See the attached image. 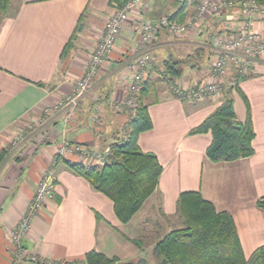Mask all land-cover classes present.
Masks as SVG:
<instances>
[{"label": "crops", "instance_id": "obj_1", "mask_svg": "<svg viewBox=\"0 0 264 264\" xmlns=\"http://www.w3.org/2000/svg\"><path fill=\"white\" fill-rule=\"evenodd\" d=\"M123 1L10 0L7 15L0 17V149L8 148L0 166V264H33L12 261L9 232L55 148L62 142L109 147L128 132L133 112L124 104L129 75L124 60L137 42L138 26L132 21L99 68L74 118L67 123L57 118L47 121L33 131L26 130L16 144L11 142L14 133L37 117H47L45 107L70 91L84 70L103 21ZM178 6L173 0H148L144 16L154 19L173 13ZM241 18L238 7H229L182 36L164 29L156 34L143 95L152 126L138 133L137 145L156 154L162 171L156 189L133 217L121 223L112 201L61 158L53 168V195L33 217L31 231L22 242L28 252L52 264H83L90 249L115 257L116 264L149 261L146 252L183 223L176 201L184 190L200 191L217 210L232 215L246 257L264 244V209L256 204L264 196V59L220 98L188 101L169 92L173 80L191 88L206 78L212 37L235 32ZM253 27L264 34V19L256 20ZM198 46L204 47L201 58L192 54ZM185 58L179 76L159 72L165 70L166 60ZM226 92L239 121L246 118L243 95L247 98L254 151L246 157L213 161L206 155L211 132L190 130L222 102ZM66 159L79 161L76 155Z\"/></svg>", "mask_w": 264, "mask_h": 264}, {"label": "trees", "instance_id": "obj_2", "mask_svg": "<svg viewBox=\"0 0 264 264\" xmlns=\"http://www.w3.org/2000/svg\"><path fill=\"white\" fill-rule=\"evenodd\" d=\"M9 3L10 0H0V17L7 15ZM173 3H179V6L166 16L172 19L182 18L186 0H173ZM203 51L204 47L198 46L192 54L201 58ZM183 61L166 60L163 75L171 78L179 76ZM145 89L144 82L134 96L137 105L127 122L128 132L120 140L109 143L110 151L105 163L85 164L62 158L70 169L112 201L114 214L121 223H127L154 192L162 171L156 154L142 151L137 145L138 133L152 126L147 106L143 102ZM243 100L246 105L244 121L236 118L233 100L227 93L222 102L190 130V133L211 132L212 140L206 148V155L211 160H233L253 153L251 142L254 130L250 107L244 95ZM7 150V147L0 149V166ZM256 204L264 209V196L258 198ZM176 209L183 221L182 225L166 232L153 246V254L159 264H264V244L246 257L232 215L227 211L217 210L200 191H181ZM134 242L137 243L136 240ZM116 260L115 257L90 249L85 252L82 263L116 264ZM136 264L149 263L140 259Z\"/></svg>", "mask_w": 264, "mask_h": 264}, {"label": "built area", "instance_id": "obj_3", "mask_svg": "<svg viewBox=\"0 0 264 264\" xmlns=\"http://www.w3.org/2000/svg\"><path fill=\"white\" fill-rule=\"evenodd\" d=\"M148 0H125L115 6L103 21L99 37L88 55L82 74L75 80L69 92L53 104L45 107L47 117H37L26 123L11 137L16 144L25 137L26 130H35L47 124V121L59 119L63 123L71 121L81 99L91 90L92 82L108 54L115 47L128 22L138 26L137 42L131 49V55L124 60L128 79V95L124 104L133 112L137 103L135 94L142 88L147 72L152 63L151 47L159 30L164 29L173 36H182L195 30L200 24L229 7H238L241 21L233 33H219L212 37L211 56L207 76L191 88H185L175 80L169 85L171 95L188 101L206 98H220L225 89L234 88L243 77L252 74L257 62L264 59V34L253 27L258 19H264V2L259 0H193L190 10L182 20L172 19L166 15L147 19L144 16L145 2ZM195 5V7H194ZM109 147L94 149L80 143L62 142L49 157V165L42 168L40 178L32 197L16 225L9 232V252L12 261L27 260L33 264H52L50 260L28 252L23 240L31 231L33 217L41 212L44 204L54 192V165L61 158L76 155L85 164H103L108 160ZM13 264V263H11Z\"/></svg>", "mask_w": 264, "mask_h": 264}, {"label": "rangeland", "instance_id": "obj_4", "mask_svg": "<svg viewBox=\"0 0 264 264\" xmlns=\"http://www.w3.org/2000/svg\"><path fill=\"white\" fill-rule=\"evenodd\" d=\"M179 1H183V0H179ZM193 0H186V7H188L187 9H186V11L184 12V14H183V18H184V16L190 11V10H192V5H191V3H193L192 2ZM179 4V3H178ZM194 7H195V5H194ZM209 20V19H208ZM195 48V47H194ZM186 59L187 58H185L184 59V61H186ZM194 60H195V58H194ZM188 62H190V61H188ZM159 72L161 73V74H164V72L163 71H161V70H159ZM105 147H108L107 145H105V146H103V147H100V148H98V149H102V148H105ZM97 149V148H96ZM148 250V249H147ZM146 257H147V259L149 260V261H147V262H149V264H159L158 263V261H157V259H156V257L154 256V254H153V251L152 250H150V251H147L146 252Z\"/></svg>", "mask_w": 264, "mask_h": 264}, {"label": "water", "instance_id": "obj_5", "mask_svg": "<svg viewBox=\"0 0 264 264\" xmlns=\"http://www.w3.org/2000/svg\"><path fill=\"white\" fill-rule=\"evenodd\" d=\"M117 264H135L133 261H123V262H118Z\"/></svg>", "mask_w": 264, "mask_h": 264}]
</instances>
